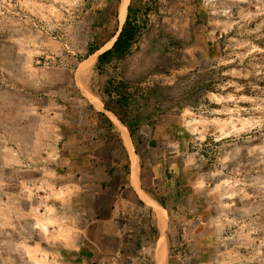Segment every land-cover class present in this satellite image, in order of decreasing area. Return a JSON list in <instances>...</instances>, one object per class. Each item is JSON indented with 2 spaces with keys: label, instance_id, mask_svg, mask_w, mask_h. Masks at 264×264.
<instances>
[{
  "label": "rangeland",
  "instance_id": "obj_1",
  "mask_svg": "<svg viewBox=\"0 0 264 264\" xmlns=\"http://www.w3.org/2000/svg\"><path fill=\"white\" fill-rule=\"evenodd\" d=\"M122 1L0 0V264H264V0Z\"/></svg>",
  "mask_w": 264,
  "mask_h": 264
},
{
  "label": "trees",
  "instance_id": "obj_2",
  "mask_svg": "<svg viewBox=\"0 0 264 264\" xmlns=\"http://www.w3.org/2000/svg\"><path fill=\"white\" fill-rule=\"evenodd\" d=\"M139 28V25L133 23L132 21V8L131 6H129L128 16L121 32L117 36V39L114 42L112 48L98 56L96 69L102 72L104 70V66L109 64L113 60H122L126 58L131 53L134 45L138 41V38L140 36ZM98 50V46H90L87 57L96 54ZM110 85V82H108L106 89L107 93H109L110 91Z\"/></svg>",
  "mask_w": 264,
  "mask_h": 264
},
{
  "label": "bare ground",
  "instance_id": "obj_3",
  "mask_svg": "<svg viewBox=\"0 0 264 264\" xmlns=\"http://www.w3.org/2000/svg\"><path fill=\"white\" fill-rule=\"evenodd\" d=\"M126 13H127V0H123L122 1V6H121V10H120V18H121V20L125 19ZM108 115L112 119L117 121V119L115 118V116L112 113H108ZM118 125H119L118 127L122 131V135L124 137V143H125L126 147L128 148V150L130 151L131 156L133 157V159H135V155L133 153V148H132L131 142L129 140V134H128L126 128L123 125H121V124H118ZM141 193H142V197L147 202H149L150 204H153V206L156 208V214H157L156 220H157L158 224L160 223L161 225H163V223L165 222V211L150 196H148L144 192H141ZM164 255H165V252H164ZM164 255H163V257L162 256L160 257V258H162L161 262H163Z\"/></svg>",
  "mask_w": 264,
  "mask_h": 264
},
{
  "label": "crops",
  "instance_id": "obj_4",
  "mask_svg": "<svg viewBox=\"0 0 264 264\" xmlns=\"http://www.w3.org/2000/svg\"><path fill=\"white\" fill-rule=\"evenodd\" d=\"M109 119L111 118V117H108ZM116 119H117V121L116 120H114V119H110L111 120V122L115 125V127L117 128V130L119 131V136H120V138H121V141H122V145H124V150L126 149L127 150V152H128V154H129V157H130V160H129V162L131 161V168H130V166H129V168H128V170H129V180H128V182H130V185H131V187L133 188V190H135L136 191V193L138 194V198L139 199H141L140 198V196H139V193H138V191L140 192V190H141V187H140V183H138V179H137V176H138V169L140 168L139 167V165H138V157H137V155H136V153H135V149H134V146L132 145V148H133V153H134V155H135V159H133V157L131 156V153H130V151L128 150V148L126 147V145H125V143H124V137H123V135H122V131L120 130V128L118 127L119 125L118 124H121V125H123L119 120H118V118L117 117H115ZM117 122V123H116ZM124 126V125H123ZM125 127V126H124ZM126 128V127H125ZM126 130H127V128H126ZM127 132H128V130H127ZM128 134H129V132H128ZM129 140H130V134H129ZM126 152V151H125ZM126 155H127V153H126ZM127 157H128V155H127ZM129 157H128V159H129ZM130 176H131V179H130ZM138 189V190H137ZM142 192V191H141ZM144 199V198H143ZM144 201L146 202V203H149V202H147L145 199H144ZM161 225V224H160ZM65 247V245H63V248ZM67 247H69V248H72V249H78L77 247H78V245L77 246H67ZM66 248V247H65ZM64 248V249H65ZM158 262H159V260H158Z\"/></svg>",
  "mask_w": 264,
  "mask_h": 264
},
{
  "label": "water",
  "instance_id": "obj_5",
  "mask_svg": "<svg viewBox=\"0 0 264 264\" xmlns=\"http://www.w3.org/2000/svg\"><path fill=\"white\" fill-rule=\"evenodd\" d=\"M121 6H122V4L120 5V8H119V17H120V10H121Z\"/></svg>",
  "mask_w": 264,
  "mask_h": 264
}]
</instances>
